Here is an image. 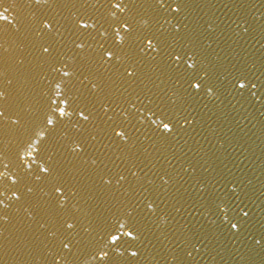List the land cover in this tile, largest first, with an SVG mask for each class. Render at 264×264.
Returning a JSON list of instances; mask_svg holds the SVG:
<instances>
[{
	"label": "water",
	"instance_id": "95a60500",
	"mask_svg": "<svg viewBox=\"0 0 264 264\" xmlns=\"http://www.w3.org/2000/svg\"><path fill=\"white\" fill-rule=\"evenodd\" d=\"M0 16V264H264V0Z\"/></svg>",
	"mask_w": 264,
	"mask_h": 264
},
{
	"label": "snow or ice",
	"instance_id": "6c2138e0",
	"mask_svg": "<svg viewBox=\"0 0 264 264\" xmlns=\"http://www.w3.org/2000/svg\"><path fill=\"white\" fill-rule=\"evenodd\" d=\"M31 2L39 5L41 3V0H31ZM112 7L117 8V9H120L121 11H123V7H122V4L121 3H116V4L112 5ZM159 7L160 8H164L165 5L163 3H160ZM182 8H183V5H177L176 8H173L171 4H168L167 5V9L169 11L173 12V13H179L182 10ZM0 19H3L4 21H6L8 23H11V21L8 20V17L7 16H0ZM81 26L82 27H86V25H81ZM49 27H50V25H49ZM129 27H130L129 25H125V28L126 29H128ZM149 43H151V41H149ZM43 51L44 52H48V49L47 48H44ZM183 55H184L183 53L175 54V58L177 60H180V59H182ZM111 57H112V53L109 52L108 53V58L111 59ZM184 72L188 76V83H189V87L190 88L199 89L202 86V83H200V82L193 84V80H196V73L194 71H192V65H190V64L186 65L184 67ZM133 74H134L133 72H129V71L126 70V75L127 76H132ZM64 75H68V73L65 72ZM239 79H244L246 81V83H239L238 84V90H246V89H250L251 87H254L255 86L254 84H252V82L250 80H247L246 77H239L238 78V81H239ZM8 82H9V84L12 83L11 80H9ZM234 87H237V85L234 84ZM5 95H6L5 93L0 92V97H3ZM3 115H4V112L3 111H0V116H3ZM59 115L61 117H63L64 115H66V113L64 112L63 109H61L60 112H59ZM81 116H83V112H81ZM84 118L87 119L86 116ZM185 119H187V118H185ZM48 123L51 124L52 121L49 120ZM171 124H172V121L171 120H169L167 123H163V128L165 129V131H167V132H171L172 131V127H170ZM115 134L117 136L124 135V133H115ZM41 171L47 172L48 169H41ZM12 182L15 183L16 181L13 180ZM59 190L60 189L57 188V191H59ZM17 199H19L18 196H17ZM0 203H2V201H0ZM6 206L7 205H5V207ZM72 227H73L72 224H67V228H72ZM121 227H123V225H121ZM232 227H235V225L233 224ZM134 232H135V229H133V231H129L127 233V235L130 237V240H129V245L130 246H131V244H132L133 241H135L136 239H138V236L137 235H134ZM109 235L111 236V243H113V244L116 243V241L119 239V237L117 235H115V234H111L110 233ZM61 243L63 245V248L64 249H67L68 252H69V254H70L71 253V248L69 247L70 241L69 242L61 241ZM100 251L102 253L100 259L103 260L104 257L107 256V253L104 252L103 249H100ZM138 252H139L138 249H137V251L131 252V256L132 257L137 256Z\"/></svg>",
	"mask_w": 264,
	"mask_h": 264
}]
</instances>
